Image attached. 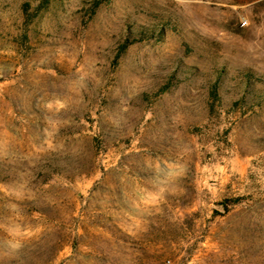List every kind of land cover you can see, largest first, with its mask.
I'll return each mask as SVG.
<instances>
[{"label":"rangeland","instance_id":"1","mask_svg":"<svg viewBox=\"0 0 264 264\" xmlns=\"http://www.w3.org/2000/svg\"><path fill=\"white\" fill-rule=\"evenodd\" d=\"M0 264H264V0H0Z\"/></svg>","mask_w":264,"mask_h":264},{"label":"trees","instance_id":"2","mask_svg":"<svg viewBox=\"0 0 264 264\" xmlns=\"http://www.w3.org/2000/svg\"><path fill=\"white\" fill-rule=\"evenodd\" d=\"M247 80V79H246Z\"/></svg>","mask_w":264,"mask_h":264}]
</instances>
